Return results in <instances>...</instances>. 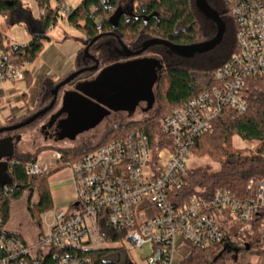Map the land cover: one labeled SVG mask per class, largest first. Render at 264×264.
Returning <instances> with one entry per match:
<instances>
[{"label":"built area","instance_id":"built-area-1","mask_svg":"<svg viewBox=\"0 0 264 264\" xmlns=\"http://www.w3.org/2000/svg\"><path fill=\"white\" fill-rule=\"evenodd\" d=\"M52 1L65 18L75 9L66 0ZM224 1L236 26L237 51L214 73L218 85L162 121L166 141L158 152L144 131L133 130L68 166L73 202L44 215L34 242L10 231L0 208V264H94L87 252L118 248L128 252L133 264H175L182 247H231L239 237L238 226L256 227L264 236V179L251 181L252 193L245 197L181 194L196 142L225 110L246 113L247 82L264 79V0ZM18 50L19 45L11 44L10 54L2 56L0 84L11 82L23 95L25 68L10 58ZM61 159L54 152L51 160L39 158L27 171L48 176ZM1 190L12 191L11 186ZM146 245L152 246V254L141 258Z\"/></svg>","mask_w":264,"mask_h":264},{"label":"trees","instance_id":"trees-1","mask_svg":"<svg viewBox=\"0 0 264 264\" xmlns=\"http://www.w3.org/2000/svg\"><path fill=\"white\" fill-rule=\"evenodd\" d=\"M31 1L39 10L37 18L33 17L30 7L25 5L24 0H0V17L4 18L6 25L27 23L29 26H36L39 30L29 43L19 45V50L11 52L10 55L15 63L25 68L26 90L32 83L31 72L27 67L38 58L45 42L49 40L47 33L57 26L60 19L66 20L70 26L82 31L84 35L83 49L78 55L73 73L89 64L88 60H83L86 49L90 56L98 59L103 65L106 62L114 64L122 60L115 52L118 42H122L130 50L137 51L150 39L169 41L175 45H192L211 40L216 35L215 25L197 11L195 0H82L67 18L59 13L52 0ZM64 1L56 0L58 4ZM207 1L220 13L227 27L223 42L214 51L191 60H184L169 54L163 46L150 48L154 54L161 56L163 61L164 69L159 74L156 88L158 93L160 91L159 97L166 105L163 107L165 109H160V112L135 122L114 125L117 128L112 127L97 146L76 151L67 149L58 151L62 159L45 177L32 176L27 171L28 166L37 161L35 155L15 154V157L8 162V174L13 182L12 191L0 192V208L6 226L11 218L12 204L21 200L22 195L29 191L37 195V200L28 203V214L33 224L39 228L43 216L54 209L51 178L66 170L68 166L78 163L98 147L112 143L133 130H142L147 134L154 152H158L164 146L166 139L160 129L162 121L176 108L185 106L201 93L216 87L218 84L214 79V73L237 51L236 26L225 1ZM42 11H44L43 15H41ZM11 44L6 33L0 28V60L4 54H10ZM91 76L92 73L81 74L69 85ZM64 79L57 83L47 77L41 79L36 96V107L32 115L52 102V90ZM62 90L63 88L58 98ZM245 93L247 112L225 110L212 123L209 131L196 142L191 157L206 156L218 164L220 170L213 172L210 168L190 169L186 185L181 192L185 198L198 195L211 198L218 193L245 197L252 193V189L248 188L251 181L258 182L264 179V79H250ZM22 98L27 101V93H24ZM42 118L44 116L38 120ZM5 126L9 127L12 124L7 122ZM235 138L245 143L257 144L255 150L249 153L246 150L234 149L232 141ZM249 231L258 232L256 227H252ZM13 233L24 238L19 233ZM256 243L264 244L259 239ZM220 253H222L221 249L217 248H195L180 264H226L228 253L223 252L219 257ZM86 256L94 264H133L124 248L90 251Z\"/></svg>","mask_w":264,"mask_h":264},{"label":"rangeland","instance_id":"rangeland-1","mask_svg":"<svg viewBox=\"0 0 264 264\" xmlns=\"http://www.w3.org/2000/svg\"><path fill=\"white\" fill-rule=\"evenodd\" d=\"M81 1L82 0H66V6L68 8H76L81 3ZM24 3L30 7L33 17L37 18L39 16V10L36 4L31 0H24ZM0 28L6 33L10 42L24 45L30 41V27L27 23L8 26L6 25L4 18L0 17ZM65 34H67V36H69L72 40L84 38L82 31L70 26L66 20L60 19L57 23V26L54 27L52 31H50L48 36L52 39V42H45L46 51L54 48L56 50L59 45L58 42L67 37ZM126 42L128 41L126 40ZM116 46L117 49H121L120 42H118V45L116 44ZM117 56L119 57L118 54ZM151 58L162 61L161 56L154 54L150 49L142 56L121 60L123 61L124 67L119 70L124 73H130V71L135 72V74L131 76L132 80H137V71H140L141 78H145L140 84L139 88L133 90L129 95V101L126 104L128 107H133L131 104L136 102L139 98L142 99V105H140L138 109L136 108V112L132 115L117 114L114 112L110 118L106 120L107 117H105L102 120L106 114V111H109L110 109L107 108V102H105V104L98 102L100 97L91 99V101L98 105V108L94 106L90 108L86 103L87 99L89 98H87L85 95H82L81 100H77L72 96H67V98L64 100L63 95L59 105L47 116L36 121L27 129L17 131L11 135L3 134L0 136V138H6L8 136L22 137L21 142L17 145L15 154L17 156L35 155L37 157L36 159L42 158L45 161L51 160L52 154L60 150L67 149L76 151L79 149L99 145L103 141L107 132L112 127H114V125L135 122L160 112V109H165L163 107L166 105L163 103L162 98L159 97L160 91L158 93L156 87L153 90V77H148L152 74L150 70V67L152 66ZM40 63V60H38L33 65H30L28 69L33 71V69L37 68V65ZM111 63L112 62H106L104 65L107 66ZM137 67H140L139 70H135ZM24 85L25 83L21 84L20 86L24 87ZM13 87L14 85L11 82H3L0 84V89L4 91L5 96H7V92L12 90ZM73 88L74 87L72 85L64 87L60 93V98L65 90H73ZM101 98H103V95H101ZM7 99V97L4 99L0 98V128L4 127L7 122L15 125V123H19L24 119L29 118V116L31 117L33 114L32 112L36 107V100L33 105H29L28 101H25L26 106L24 108V112L11 118L13 112L12 110L16 108L17 103L16 101L9 102ZM154 99L155 104L152 105L153 108L147 113L144 112L145 109L151 107ZM43 131H49V133L44 134ZM256 145L257 144L242 142L238 138H235L232 141V146L234 149L246 150L249 153H252L255 150ZM187 168L189 170L197 168H210V170L213 172H218L220 170V166L212 162L206 156L190 157V159L187 161ZM60 178H68L70 179L69 181H71V172L66 169L63 172L55 175V177L51 179V186L54 187L56 184L55 181ZM36 200V194L26 191L22 195L21 200L12 204L11 218L9 221V229L21 233L29 243L35 241L38 227L31 221L28 214L27 205L29 202L33 203ZM238 228L241 229L238 237L239 242L243 243L245 241L249 244L250 248L248 251H241L237 258L229 256V258H227L228 261L226 264H264V244L262 245L256 243V240L258 239L264 242L263 235H261L259 232L256 233L249 231V229H245L243 226H238ZM250 237L253 238L250 239ZM190 252L191 250L188 249L186 255H189ZM151 254L152 246L146 245L143 248L142 254L140 256H142L141 258H146Z\"/></svg>","mask_w":264,"mask_h":264},{"label":"water","instance_id":"water-1","mask_svg":"<svg viewBox=\"0 0 264 264\" xmlns=\"http://www.w3.org/2000/svg\"><path fill=\"white\" fill-rule=\"evenodd\" d=\"M195 7L197 11L208 21H211L216 27V35L208 41L196 43L192 45H175L169 41L159 40V39H150L145 41L141 48L137 51L130 50L127 48L122 42H120L121 49H117V53L122 60H127L135 57L142 56L146 53L150 48L154 46H163L168 49L169 54L174 55L178 58L184 60H191L194 59L196 56L205 55L212 51H214L224 39L226 34V23L222 19L220 13L213 9L207 0H195ZM96 41V40H94ZM85 57H91L88 54V49L84 51ZM91 59L95 60L94 57ZM152 66L150 67L151 75L148 77H153V89L155 84H157L159 74L163 71L164 66L161 65L160 62L151 58ZM124 67L123 62H118L113 65H109L106 67L102 73L97 76L94 80L90 82H85L77 85L75 92H65L63 99L65 100L67 96H72L77 100H81L82 95H85L87 98V105L92 108L93 106L98 108L91 99H96L100 97L99 103L107 102V108L109 111H106V114L102 118L109 117L112 112H127L129 114H133L136 108L141 103L142 99L139 98L136 102H134L133 107H128L126 104L129 101V95L133 90L139 88L140 84L144 81L145 78H141L140 71L136 72L138 76L137 80H132V75L135 72L130 71L127 73L122 72L119 69ZM140 67H137L135 70H139ZM97 71L98 70V61L96 60V65L90 69H82L76 71L69 76H67L62 82H60L56 87L52 90L51 94L53 96L52 102L44 109L36 112L31 117L27 118L21 123L16 125H12L9 127H2L0 128V136L5 133H12L18 131L24 127L30 126L35 123L39 118L45 116L56 105L58 94L60 90L70 83H72L76 78H78L81 74L85 71ZM134 70V71H135ZM140 75V76H139ZM99 92V94H98ZM103 95V98H101ZM63 100V101H64ZM89 103V104H88ZM155 104V99L151 104V107L145 109L144 112H149ZM21 141V137H6L0 139V189L4 188L5 186H12L13 182L8 174V162L15 157V149L16 145ZM249 245H247V249H249ZM223 252L228 254L234 253L235 255L239 254L240 250L236 247H228L227 245L224 247L222 253L219 254V257L222 256Z\"/></svg>","mask_w":264,"mask_h":264},{"label":"crops","instance_id":"crops-1","mask_svg":"<svg viewBox=\"0 0 264 264\" xmlns=\"http://www.w3.org/2000/svg\"><path fill=\"white\" fill-rule=\"evenodd\" d=\"M29 27H30V35L29 36H30V40H31V38L34 35L39 33V30L34 25H30ZM50 31H52V30H50ZM50 31L47 33L48 36L50 34ZM65 35L67 36V34H65ZM73 40L69 36H67L62 41L58 42L59 45L56 48V50L54 48V49H51L49 51H46V47H45L46 43H45L42 52L40 53L38 58L31 65H33L38 60H40L41 63L38 64L37 68H34L33 71L28 69V67L30 65L27 67V69L31 72V82L32 83H31V86L28 90H26L25 87H23V88H24V92L27 93V95H28L27 101H28L29 105L30 104L33 105L35 100H36V96H37V93L39 90V84H40V81L42 78L47 77V78L51 79L53 82L57 83L60 80L69 76L71 73H73V71L75 69V64H76L78 55H79L80 51L83 49V39H73ZM47 41L49 43H51L52 39L49 38V40H47ZM11 43L16 44V45H20V44L14 43V42H11ZM24 45H26V44H24ZM120 62L122 63L123 61H120ZM110 65H113V64H110ZM107 66H109V65H107ZM155 87H156V84L154 86V89H155ZM16 89L17 88L14 86L12 90L7 92V96H5L4 91L0 89V98L4 99L5 97H7L8 98L7 100L9 102L16 101V103H17L16 108H14L12 110L13 112H12L11 118L22 114L24 112V108L26 106L25 101L22 98V95H20V93H17ZM75 91L76 90H71L70 92H75ZM140 105H142V103L139 104L137 109L140 107ZM125 113L126 112H118L117 114H125ZM112 114H114V113L112 112ZM112 114L109 117H107L106 120L108 118H110L112 116ZM130 115H132V114H130ZM17 145H16V148H17ZM15 152H16V149H15ZM55 175H57V174H55ZM55 175L53 177H55ZM56 178H58V177H56ZM69 180L70 179H68V178H60V179H57V181H55L56 184L54 187L51 186V196H52L54 208L67 209L72 204L73 199L75 197V189H74V185H73L72 175H71V181H69ZM50 185H51V180H50ZM8 228H9V224H8ZM10 231L16 232L14 230H10ZM16 233H19V232H16ZM19 234L22 235L21 233H19ZM248 250L249 249H247V251ZM186 254H187V247L180 248L175 255V264H179L181 259L183 257H185Z\"/></svg>","mask_w":264,"mask_h":264},{"label":"flooded vegetation","instance_id":"flooded-vegetation-1","mask_svg":"<svg viewBox=\"0 0 264 264\" xmlns=\"http://www.w3.org/2000/svg\"><path fill=\"white\" fill-rule=\"evenodd\" d=\"M115 52H116V54H118L117 53V47H116V49H115ZM92 57V56H91ZM91 57H85L84 56V58H83V60H88L89 61V64L87 65V67H85V68H83V69H90V68H92V67H94L95 65H96V60L98 61V70L97 71H89V70H87V71H85L83 74H85V73H92V76L90 77V78H86V79H84V80H79L78 82H76L75 84H73L72 86L74 87L73 88V90H76V87H77V85H79V84H81V83H85V82H90V81H92V80H94L97 76H99L101 73H102V71H104L105 69H106V67H108V66H105V65H103L102 63H100V61L98 60V59H95V60H93V59H91ZM155 59V58H154ZM155 60H157V59H155ZM158 62H160L161 63V65H163L162 64V61L161 60H157ZM120 62V61H119ZM118 63V62H117ZM82 70V69H81ZM94 76V77H93ZM93 77V78H92ZM71 90H65L64 92H70ZM64 92H63V94H62V96H61V98L59 97L58 99H57V102H56V105H55V107L53 108V110L52 111H54V109L59 105V102L61 101V99H62V97H63V95H64ZM51 113V112H50ZM125 114H127V115H130L129 113H125ZM48 114H46L45 116H47ZM44 116V117H45ZM4 127H7V126H4ZM44 132V134H47V133H49V131H43ZM8 137H13V136H8ZM0 139H3V138H0ZM247 245H249L248 243H246L245 241L243 242V244L241 243V242H239V240H238V238L236 239V241H235V243L231 246V247H236V248H238L239 250H240V252L241 251H243V250H247ZM250 247V246H249ZM246 248V249H245ZM240 252H239V254H240ZM239 254H237V255H235L234 253H230V254H228L229 256H233V258H237L238 256H239Z\"/></svg>","mask_w":264,"mask_h":264}]
</instances>
